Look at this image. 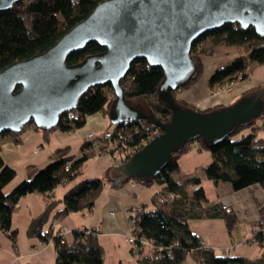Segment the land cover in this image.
Returning a JSON list of instances; mask_svg holds the SVG:
<instances>
[{"label": "trees", "instance_id": "1", "mask_svg": "<svg viewBox=\"0 0 264 264\" xmlns=\"http://www.w3.org/2000/svg\"><path fill=\"white\" fill-rule=\"evenodd\" d=\"M101 1L103 0H18L13 8L0 11V70L12 62L30 58L52 46L63 32L84 19ZM219 44L236 47L237 54L229 62L213 69L206 81L211 91L249 78L253 64L264 65V35L258 34L253 26L244 28L237 23L227 22L216 29L207 30L196 37L190 46L194 65L192 72L171 92L172 99L178 105L198 109L194 104L178 97L175 92L196 83L205 72L203 58L214 54ZM104 50L98 42H89L83 49L70 53L66 64L81 63L87 56L100 54ZM130 63L126 75L119 80L123 96L127 100L145 99L149 112L158 119L159 124L152 125L147 118L113 124L110 132H103L92 140L83 141L79 155H68L47 163L32 176L15 184L10 191L3 188L14 179L15 169L0 155V230L7 234L10 244L16 249L17 233L11 227L12 214L21 197L31 192L38 193L42 199V211L30 219L26 233L42 243L49 240L54 243L57 253L54 264H104V251L97 241L94 227L74 229L72 242L69 243L64 240L63 233L54 227L53 222H59L70 212L90 211L102 191L103 183L107 180L113 183L115 180L110 178L112 168H108L101 176H91L73 185L61 198L54 197L56 186L69 183L80 176L83 163L95 154L97 148V152L118 154L114 169L121 179L116 185H123L128 180L145 186L150 183L159 184V189L151 198V207H144L139 211L135 224L131 227L135 239L131 250L137 264H183L188 257L199 264H264V217L252 225L254 230L257 228L252 239L260 246L258 259L252 260L226 251L217 252L203 242L201 236L191 232L189 222L192 219L218 217L230 231L236 226L237 214L229 205L209 201L199 177L191 176L178 182L173 176L178 169V157L189 152L191 145L196 144L198 148H205L211 154V161L203 168L205 177L210 181L228 182L233 191L256 184L264 188V136L257 135V131L262 128L256 124L257 118L249 124L235 126L221 140L209 141L199 136L181 144L150 179L142 178L141 174L131 175L117 166L126 163L145 143L163 132L160 124L169 121L172 110L159 95L158 88L164 78L162 68L151 66L143 58L134 59ZM19 88L17 85L15 89ZM263 88L264 82L257 83L245 89L242 96L252 91L260 92ZM262 99L264 101V94ZM114 100L110 84L91 86L79 97L74 109L60 115L58 123L52 129L58 128L64 132L78 129L84 125L88 115L109 111ZM228 105L230 104L213 105L202 111L209 112ZM258 117H264V111ZM27 125L43 133L49 131L36 127L32 121L25 126ZM245 126L249 131L241 133L237 139L231 138L233 133ZM18 133L4 130L0 136ZM190 184H193V188L189 191ZM59 202L62 204L57 209ZM51 218L53 220L50 221ZM143 241H150V244Z\"/></svg>", "mask_w": 264, "mask_h": 264}, {"label": "water", "instance_id": "2", "mask_svg": "<svg viewBox=\"0 0 264 264\" xmlns=\"http://www.w3.org/2000/svg\"><path fill=\"white\" fill-rule=\"evenodd\" d=\"M17 1L0 0V11L13 8ZM227 22L251 25L264 35V0H103L52 46L0 70V133L20 132L29 121L52 129L62 113L74 109L79 97L98 84L113 87L112 124L143 118L159 124L150 112L127 100L119 84L130 62L143 58L163 70L158 90L171 106V118L160 124L162 133L117 168L150 179L181 144L199 136L221 140L264 111V88L209 112L182 107L172 99L171 92L193 70L192 42ZM89 42H98L105 50L67 65L68 55ZM120 179L119 175L113 182Z\"/></svg>", "mask_w": 264, "mask_h": 264}, {"label": "crops", "instance_id": "3", "mask_svg": "<svg viewBox=\"0 0 264 264\" xmlns=\"http://www.w3.org/2000/svg\"><path fill=\"white\" fill-rule=\"evenodd\" d=\"M206 81V79L202 81L203 90L196 95H190L185 99V94L183 95L181 91L178 97L201 110L213 105L231 104L241 98L245 89L264 81V66L255 67L248 79L237 82L230 89L221 90L219 93H211ZM113 113L99 111L90 114L86 117L84 125L73 131L64 132L55 128L43 133L34 127H27L18 135H1L0 155L15 169L14 179L5 185L3 190L10 191L19 181L32 176L35 171L57 158L79 155L83 141L92 140L99 132L111 131L113 124L110 118ZM256 124L262 126L257 135L264 136V121H256ZM90 132L93 135L87 138ZM190 148L189 152L177 159L178 167L187 173L194 172L197 168L201 170L211 161V154L207 149L198 148L196 144H192ZM117 157V154L108 152L91 156L83 163L80 176L69 183L56 186L53 191L54 197L61 198L73 185L91 176H101L108 168H112L110 178L116 179L119 176L118 171L114 169ZM200 178L208 200L231 206L237 214V222L236 226L228 231L221 218L192 219L189 222L191 232L201 236L203 242L217 252L228 247L226 253L238 254L252 260L258 259L260 246L248 240V229L254 222L264 217V188L256 184L233 191L228 182L215 183L205 175H201ZM158 189V183L145 186L130 180L124 185L116 186L107 180L103 183L102 191L90 211L70 212L59 222L52 218L50 221L55 222L56 229L63 231L64 240L69 243L72 242L74 229H81L84 226L96 228L97 241L104 251V264H133L136 263L135 255L131 245L124 239L132 231L129 213L138 205L145 206L146 209L151 207V198ZM19 200L11 217V227L17 233V247L14 249L7 234L0 230V264H54L57 257L54 243L51 240L42 243L26 233L30 219L42 211L40 195L31 192ZM61 204L59 202L56 208L58 209ZM186 259L183 264H198L190 257Z\"/></svg>", "mask_w": 264, "mask_h": 264}, {"label": "rangeland", "instance_id": "4", "mask_svg": "<svg viewBox=\"0 0 264 264\" xmlns=\"http://www.w3.org/2000/svg\"><path fill=\"white\" fill-rule=\"evenodd\" d=\"M237 54V49H236V47H234V46H226V45H224V44H219L218 46H217V51L214 53V54H212V55H209V56H206V57H204L203 58V60H204V74L198 79V80H196V83L194 84V85H192L191 87H189V88H186L185 90H176V92H175V94H177L178 96L180 95L179 93L181 92V91H183V95L186 97L185 99H188L189 98V96L190 95H196L198 92H200L201 90H203V80H207V78L209 77V75L210 74H212L213 73V69L216 67V66H218V65H223V64H225V63H227V62H229V60H230V58L231 57H233L234 55H236ZM214 63L216 64V66H214L213 67V65H214ZM257 66H262V65H258V64H253V70H252V72H251V74L253 73V71L255 70V67H257ZM264 66V65H263ZM251 76V75H250ZM248 79V78H247ZM246 80V79H245ZM242 81V80H241ZM241 81H239V82H241ZM264 82V81H263ZM263 82H261V83H263ZM235 84V83H234ZM233 84H230V86H225V87H223V88H220L219 90H217V91H211V90H209L211 93H219L221 90H228V89H230V87L232 86ZM254 91H252V92H250V94H252ZM236 101V100H235ZM130 102L133 104V105H135V106H137V107H139L142 111H145V112H149V106H148V104H147V102H146V100L145 99H141V98H134V99H131L130 100ZM110 109H111V106H110ZM110 109H109V111H104V112H110ZM257 122H261V121H264V117H257V120H256ZM28 124V123H27ZM27 127H31V128H33L32 126H30V125H27V126H25L24 128H27ZM23 128V129H24ZM49 130H54V129H49ZM249 130V128L247 127V126H245V127H243L240 131H238V132H235V133H233L232 135H231V138H233V139H237V138H239V136H240V134L241 133H243V132H247ZM21 132V131H20ZM91 133V132H90ZM89 133V134H90ZM88 134V135H89ZM101 134V132H99V135ZM93 135V134H92ZM98 135V136H99ZM262 135V134H261ZM264 135V134H263ZM91 137V136H90ZM87 138H88V136H87ZM98 151V149L96 148L95 149V154L93 155V156H98V155H101V152H97ZM79 152H80V150H79ZM97 152V153H96ZM99 153V154H98ZM118 155V154H117ZM201 175H204V170L203 169H201V170H199V168H197V169H195V171L194 172H190V173H187V172H185V171H182L179 167H178V169L176 170V172L173 174V176H174V178L179 182V181H183V180H185L186 178H190L191 176H196V177H201ZM201 179V178H200ZM128 181H130V180H128ZM132 181V180H131ZM111 183H112V181H110ZM125 182H127V181H125ZM124 182V183H125ZM114 183V182H113ZM112 183V184H113ZM124 183H123V185H124ZM221 183H223V182H221ZM151 184V183H150ZM114 185H116L115 183H114ZM116 186H118V185H116ZM193 188V184H190L189 186H188V190L190 191L191 189ZM139 207H141L142 209L145 207V206H141V205H138ZM138 206H136V207H134V208H132V210L130 211V213H133V212H135L136 211V209H137V207ZM130 213H129V219H130ZM60 231H61V229H60ZM254 229H253V227H251L250 229H248V234H249V237H248V240L250 241V242H252V243H255V241L252 239L253 238V236H254ZM62 233H63V231H61ZM131 234H132V231L130 232ZM124 239H125V237H124ZM126 240V239H125ZM126 241H128V240H126ZM128 243L132 246L133 245V242H129L128 241ZM256 244V243H255ZM221 250V252H223V251H227L228 250V247H226V248H221L220 249ZM198 263V262H197ZM133 264H136L135 262L133 263ZM199 264V263H198Z\"/></svg>", "mask_w": 264, "mask_h": 264}, {"label": "built area", "instance_id": "5", "mask_svg": "<svg viewBox=\"0 0 264 264\" xmlns=\"http://www.w3.org/2000/svg\"><path fill=\"white\" fill-rule=\"evenodd\" d=\"M90 136H92V133H90V134L88 135V138H89ZM141 210H142V208L138 206L135 212L130 213L131 216H130L129 222H130V226H131V227L135 224L136 214H137L139 211H141ZM93 230H95L96 232H98V230H96V228H93ZM262 230H264V227H263ZM255 231H257V228H255ZM125 239L128 240L129 242H134V240H135V239H134V235L131 234V233L128 234V235H126V236H125ZM143 243L149 245V244H150V241H143Z\"/></svg>", "mask_w": 264, "mask_h": 264}]
</instances>
